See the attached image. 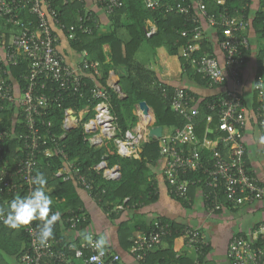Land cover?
<instances>
[{
    "label": "built area",
    "instance_id": "built-area-1",
    "mask_svg": "<svg viewBox=\"0 0 264 264\" xmlns=\"http://www.w3.org/2000/svg\"><path fill=\"white\" fill-rule=\"evenodd\" d=\"M232 1L241 2L243 5L241 8H231V12L230 6L229 8L226 6L224 11L216 15L208 12L204 0L165 4L162 0H143L145 6L150 9L163 7L167 13L184 14L188 22L194 26L192 29L187 28L182 31L184 36L188 35L189 31L192 34L188 45L182 48V52L196 72L209 78L212 84L223 82L228 72L240 84V74L246 64L245 52L251 47L248 36L251 19L249 14L247 15L250 1L216 0L218 5H227ZM105 2L108 5L106 10L110 13L122 4L121 0H105ZM25 9L35 16L34 25L33 21L28 23L20 17ZM0 18L5 20V26L11 24L19 27V31L12 32L9 41L4 43L5 52L0 53V124L4 122L3 113L10 108L8 106L15 104L14 126L12 129H0V198L12 194L22 197L30 194L36 188L33 179L43 167L44 159L54 156H60L63 160V166L56 172L57 177L63 181L73 179L90 191L92 183L81 173L77 160L69 158L62 140L67 132L82 124L84 115L91 110V107L87 105L78 112L70 107L65 108L62 125L64 132L57 135L53 132L52 121L45 117L52 102L45 89L48 82H52L57 84L62 92L73 94L80 92L86 86L82 71H91L93 76H99L100 63L91 60L87 50L83 51L81 72H77L66 63L64 56L58 50V38L52 23L62 30L65 29V25L59 21L58 13L50 0H0ZM92 20L91 13L80 16L78 24L67 31V37L74 39L77 30L91 33L92 26L89 23ZM203 21L220 31L218 44L224 54V66L214 53L202 52L195 56L196 52L202 51L206 38ZM157 31V24L152 22L146 28V36L152 37ZM22 57L29 61L28 72L22 75L26 86L24 91L16 96L12 92L13 86L8 83L6 72L8 73V68L11 66H19ZM114 89L123 95L119 86H115ZM89 93L90 99L96 100L97 104L94 107V117L83 123L86 140L91 146L96 147L102 146L105 139L113 140L120 156L138 158L141 143L149 139L143 126L137 123L122 132L118 118L112 111L108 88L96 85L89 90ZM259 93L262 95V105L256 112V119L264 125V91L260 89ZM190 98L192 97L183 89L174 90L171 106L185 119V124L173 131L163 132L159 138L162 171L170 195L190 203L191 187L199 186L203 190L204 204L212 213L221 211L226 204L241 206L264 199V186L247 168V149L241 136V129L245 126L247 118L240 92L230 91L217 102L207 105L212 112L217 113L218 129L224 133L220 139L218 138L217 146L207 157L203 154L204 144L200 142L196 133L199 109L192 106ZM71 115H74V118ZM138 116L148 124L152 118L150 108L146 112L139 106ZM212 119L213 115H210L208 123ZM10 135L18 138L21 143L17 147V150H21V154L13 157L12 161L7 159L9 147L7 139L11 138ZM209 142L213 144L214 140L209 139ZM221 143L229 146V154L219 148ZM93 169L107 181L121 178L120 166L109 167L105 158ZM200 171L203 175L198 178L187 177L190 173ZM50 188L45 186L47 192ZM221 196L225 201H222ZM128 200L129 198L126 202ZM54 212L58 211L51 209L49 217ZM81 217L83 214L70 212L66 220L75 227ZM59 220L53 225V233ZM42 224V220L34 219L26 225L25 231L30 241L26 251L20 256L22 264H50L54 261L68 264L70 251H73V258L82 260L83 264H122L121 254L108 248L103 247L98 250L89 244L88 253L73 244L65 248L59 245L60 240L55 235L42 244L39 239V229ZM173 232L174 228L170 221L155 218L148 230L140 232L132 239L129 252L138 261L144 262L148 253L160 247L165 238L171 236ZM179 236L184 238L182 247L186 249L192 248L198 253H203L208 246L203 233L196 227L184 225ZM260 239H264V220L258 223L253 232L232 236L227 250L230 264H264V244H258ZM180 255L181 252L178 256Z\"/></svg>",
    "mask_w": 264,
    "mask_h": 264
},
{
    "label": "trees",
    "instance_id": "trees-1",
    "mask_svg": "<svg viewBox=\"0 0 264 264\" xmlns=\"http://www.w3.org/2000/svg\"><path fill=\"white\" fill-rule=\"evenodd\" d=\"M90 0H50L51 5L58 13L59 21L68 29L71 25H77L80 16L91 13L93 20L89 23L92 26L91 33H84L80 30L76 31L74 39H70L71 46L77 51L87 50L89 55L94 60L100 62L99 76H84L86 86L75 94L62 92L58 89L57 84L48 82L45 91L51 97V104L48 114L45 116L47 120L52 121V129L57 135L64 132L62 127L65 119L64 109L70 107L76 112L83 107L89 105L91 110L84 117L82 124L71 131L67 132L62 140L65 152L70 159L77 160L80 166V171L84 174L89 182L92 183L90 193H98L104 202L123 201L126 197H130L133 201L138 202V199L143 194H154L152 181L155 173L152 171L157 168L161 162L160 154L161 145L160 140L150 139L144 142L140 150V158L122 157L117 153L116 146L113 140H107L103 146H91L86 140V133L84 131L83 123L91 119L97 104L96 100L90 99L89 90L99 83L101 86L108 88L110 93V103L112 111L118 118V125L122 132L132 128L138 121V116L134 113L136 105L141 101H146L154 110L155 125L162 126L163 130L170 129L173 131L177 127H182L185 124V119L176 113L171 106V99L175 88L163 83L160 80L158 72L139 62L136 59V53L143 42H148L151 47L157 51L161 49L167 52L168 55H179L182 62L184 73L191 78L203 79L205 83L210 81L207 78L197 73L194 67L187 62L186 57L180 54V49L186 47L192 36L189 31L188 35H182L185 29H192L194 27L188 22L184 14L178 12H165L162 8L150 9L145 6L143 0H121L122 4L115 7L113 12L108 14V19L112 25L110 32L101 33L99 31V21L97 19V12L90 7ZM100 5L108 8L105 0H94ZM163 4L167 2H190V0H162ZM208 12L212 14H219L224 11L227 6L231 12V8H241L243 3L238 1L229 2L227 5H218L216 0H204ZM250 4H251V0ZM249 14L250 5L247 9ZM107 11V10H106ZM20 17L25 22H32L35 24V16L27 9L22 12ZM156 23L158 31L152 37L146 36V28L152 23ZM253 27L256 33L261 35L264 39V0H261V8L257 10L253 19ZM10 29L13 32L19 31V27L11 24L5 26V20L0 18V46L5 41H9ZM54 33L56 31L54 30ZM105 45L109 46V51H105ZM202 52L213 53L211 44L205 38L203 42L202 51L196 52L195 56L202 54ZM249 51L245 52V59L247 62ZM260 56L264 59V46L260 50ZM109 57V59H108ZM159 57L156 54L154 58ZM116 67H125L128 69V75L120 79L119 85L123 95H120L115 89L107 84V78L112 69ZM27 69V61L21 62L19 67H12L13 74L18 77L19 71ZM264 70V66L262 68ZM193 95L192 92H188ZM242 95V94H241ZM221 94L214 95L204 99L199 107L200 114L196 119V133L203 142L205 137L211 138L214 141L220 139L224 133L219 131V117L216 112H212L207 103L213 100H219ZM261 106V105H260ZM259 106V107H260ZM213 115V119L208 123V117ZM4 122L0 124V129H12L15 124V110L9 108L3 113ZM16 124V129H17ZM19 128L21 126L19 125ZM7 141L9 145L7 150V159L12 161V158L17 154H21V150H17L20 140L13 135H10ZM220 149L222 150V145ZM212 150L204 149L205 157L211 154ZM103 158L108 162L109 167L119 165L121 169V178L116 181H107L102 178L101 174L93 169ZM42 168L39 172L43 173L47 179L45 186L53 187L55 190L46 193L52 200L50 208L60 213L63 221L70 215V209L79 211L81 206L79 189L82 187L74 180L63 181L56 176V172L63 166V160L60 156L54 158L44 159ZM202 172L190 173L189 178H198L202 176ZM255 176V175H254ZM256 177V176H255ZM257 178V177H256ZM258 179V178H257ZM258 182L264 186L262 181ZM146 191L142 190L143 185H148ZM38 187V185H36ZM193 188V187H192ZM105 190L103 192L102 190ZM17 196L22 195L12 194L5 198H0V264H5L6 255L20 257L29 246V235L25 231L27 224H21L18 227H9L4 223L9 210L10 202ZM225 201V198L221 196ZM181 200V199H180ZM129 201V200H128ZM126 202V204L128 203ZM184 201V200H183ZM113 208V205L111 206ZM4 217V219H2ZM165 220V219H163ZM169 221V220H166ZM171 222V221H170ZM174 232L171 236L165 238L173 245V241L178 236L180 230L184 225L171 222ZM59 224V223H58ZM57 224L56 236L66 242L65 237H61V226ZM126 224H124L125 226ZM150 225V224H149ZM150 227V226H149ZM176 230V231H175ZM178 230V231H177ZM126 247L131 246V242H127V237L124 239ZM264 244V239L259 240V245ZM65 245L63 243L61 246ZM208 247L203 250V254L207 252ZM177 252L170 248L168 251H161L160 247L148 253L144 264H172L168 259H173L174 264H195L193 259L186 254H181L176 257ZM168 258V259H167ZM209 264V263H208Z\"/></svg>",
    "mask_w": 264,
    "mask_h": 264
},
{
    "label": "crops",
    "instance_id": "crops-1",
    "mask_svg": "<svg viewBox=\"0 0 264 264\" xmlns=\"http://www.w3.org/2000/svg\"><path fill=\"white\" fill-rule=\"evenodd\" d=\"M89 2H91L90 7L95 12H97L99 31L101 33L110 32L112 30V25L110 24V21L108 19V14H110V12L106 11L102 5L94 0H90ZM260 8L261 0H251L249 10L251 26L248 30L251 47L249 49L247 62L240 74V84H238V82H236V80H234L228 72L226 73V77L224 78L223 82L216 84H212L210 79L202 74L201 75L203 76V78L205 77L209 79L210 84L205 83L203 79H198L196 77L191 78L184 73L179 55H168L167 52H164L161 49H157V51L153 49V51L155 52L154 55L156 54L159 57L154 58V56H150L148 62L146 63L141 62V60L137 58V53L136 59L146 66H150V68L158 72L160 80L163 83L172 86L175 89L180 88L187 92V94L192 97L190 98L192 99V106L199 109V114V105L204 99L217 94L225 96L228 92L234 90L240 92V95L242 94L241 97L243 98V102L246 108L247 118L245 126L241 129V136L247 149V168L251 174L255 175L264 184V125H261L256 119V112L259 106L262 105V95H260L259 92L260 89L264 91V70H262L264 66V59L260 56V50L264 46V39L261 38V35L256 33V30L253 27V19L256 15L257 10H259ZM52 26L57 33V47L59 52L64 56L66 63L76 69L77 72H81V62L83 51L85 50L77 51L76 49H74L70 44V39L67 37V31L73 25H71L68 29L63 30L58 28V26L53 23ZM203 28L205 30L206 39H208L211 44L213 53L216 54L221 65L224 66V54L218 44L220 31H217L216 28L209 26L206 21H203ZM12 32L13 29H10V34ZM3 42L7 43L5 39H3ZM3 49L4 44L0 46V53L5 52V50ZM104 49L106 52L109 51V46L105 45ZM180 54H183L182 49H180ZM90 59L94 60L92 56H90ZM22 60L27 61L28 69L29 61L23 57ZM12 67L17 68L19 66H11L8 68V73L6 72L7 79L8 83L13 86L12 92L16 96H18L25 89L26 81L23 80L22 75L25 72L27 73L28 70H20L18 77H16L12 72ZM82 72L84 76H93L91 74V71L85 70ZM127 75V68L116 67L115 69H112L110 71L107 78V84L113 89L115 86H119L120 88V79L122 77H126ZM96 85L101 86L99 83H95L94 86ZM188 92H192L193 95ZM217 101L218 100H213L211 102H208L207 105ZM139 103L136 105V108L134 110V113L137 116L139 114ZM14 105L15 104H11V106L8 107L15 110ZM149 107L153 115L148 124L145 121L141 120L139 116L137 121V123H140L143 126V130L146 134L148 133V136L150 129L154 126H157L155 125L156 119L154 110L150 105ZM85 116L86 114L84 115V117ZM163 132H170V129L163 130ZM150 139H152V137L149 136V139L147 141H149ZM209 139L211 138L205 137L203 139V149H208L211 151L217 146L218 140H215L213 144H209ZM212 140L213 139H211V141ZM147 141H143L140 145V148L142 147L143 143ZM222 150H226L228 154L230 153L229 146L227 145H223ZM138 158H140V155ZM162 169L163 167L161 162V164L152 171V173H155V177L152 181V186L155 193L150 195L148 191L146 192L148 196L146 194H142L138 199V202L133 201L132 199H130V197H126L125 199H123V201L104 202L101 197L97 196V192L90 193L89 191L81 187L78 191L81 202L79 211L70 209V212L83 214V217L80 218L75 227L72 226L71 223L67 222V220L63 221V218L59 220V224H57L61 226V237L66 238V242H63L62 239L56 236V225L54 235L60 240L59 245L65 243V245L61 247L66 248L69 244H73L75 247L83 248L84 251L88 253L89 243L85 239V236L90 235L93 241L99 239L101 236H104L106 237L107 241L104 248L119 252L122 256V264H144V262L138 261L134 256L130 254V247H126L127 244L125 245L124 239L127 237V242H131L132 239L140 232L148 230L150 226L149 224L155 218H161L180 225H190L198 228L203 233L204 238L208 242L207 252H205V254L198 253L192 248L186 249V247H182L184 238L182 236H179L178 234V236H176L173 241V245L169 240H165L160 246L161 251H168L170 248H172L177 252L176 257L180 252L181 254L184 253L187 256L191 257L195 264H220L219 261H215L213 259L215 256L213 255V248L214 246H216L217 242L216 235L219 230H221L222 226L226 227L227 225L231 224L230 234L228 235L227 240L223 246V254L226 261L230 264L227 258V250L230 239L235 234L247 235L253 232L258 223L264 220V199L241 206L226 204L221 211L212 213L206 208L204 204L203 190L202 188H199V186H192L193 188L191 187L190 203L174 198L172 195H170L168 190V183L163 176ZM147 187H149V184L143 185L142 190L146 191ZM53 190H55V188ZM102 191L105 192L104 189ZM48 192H51V190H49ZM127 198H129V201L126 204ZM112 205L113 208L111 207ZM2 219H4V217H2ZM227 221L229 223H227ZM124 224L126 225L124 226ZM207 232L210 233L211 239L208 237ZM68 254H70L68 258V264H83L82 260L73 258V251L68 252ZM5 258V264H22L20 261V257L17 258L15 256L13 257L6 255ZM168 260L172 264L175 263L173 259ZM50 264L60 263H56V261H54Z\"/></svg>",
    "mask_w": 264,
    "mask_h": 264
},
{
    "label": "clouds",
    "instance_id": "clouds-1",
    "mask_svg": "<svg viewBox=\"0 0 264 264\" xmlns=\"http://www.w3.org/2000/svg\"><path fill=\"white\" fill-rule=\"evenodd\" d=\"M33 183L38 185V187L30 194L24 197L17 196L10 202L4 223L9 227L15 228L21 224H28L34 219L42 220L43 224L39 229V239L42 244H45L54 236L53 225L60 219V213L54 212L49 217L52 200L45 190L47 179L44 174L38 172L33 179ZM85 239L98 250L102 249L107 242L104 236L93 241L90 235H86Z\"/></svg>",
    "mask_w": 264,
    "mask_h": 264
},
{
    "label": "rangeland",
    "instance_id": "rangeland-1",
    "mask_svg": "<svg viewBox=\"0 0 264 264\" xmlns=\"http://www.w3.org/2000/svg\"><path fill=\"white\" fill-rule=\"evenodd\" d=\"M3 37H2V40H3ZM154 53L155 52L153 51V48L151 47V45H149L148 42H143L141 44L140 48L138 49L137 58L139 60H141V62L146 63V62H148L150 56H154ZM107 140H109V139L104 140V143L102 144V146L105 144V142ZM53 189H54L53 187L50 188L51 191ZM227 223H229V222L227 221ZM230 228H231V224L227 225L226 227L222 226L221 230H219V232L216 235L217 236V242H216V246H214V248H213V255H215L213 259L215 261H219L220 264H229L226 261L225 256L223 254V246L227 240L228 235L230 234ZM207 233H208V237L211 239L210 233L209 232H207ZM77 261H79V260H77ZM78 263H80V262H78Z\"/></svg>",
    "mask_w": 264,
    "mask_h": 264
},
{
    "label": "water",
    "instance_id": "water-1",
    "mask_svg": "<svg viewBox=\"0 0 264 264\" xmlns=\"http://www.w3.org/2000/svg\"><path fill=\"white\" fill-rule=\"evenodd\" d=\"M140 108L144 109L146 112L149 110V105L146 101H141L139 103ZM74 118V115H71ZM163 134V127L162 126H154L153 128L150 129L149 131V136L158 139L162 136Z\"/></svg>",
    "mask_w": 264,
    "mask_h": 264
}]
</instances>
